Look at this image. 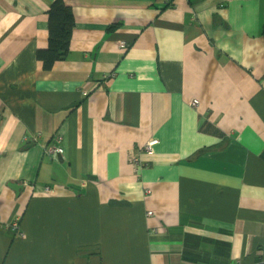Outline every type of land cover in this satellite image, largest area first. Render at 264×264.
I'll return each instance as SVG.
<instances>
[{
    "label": "crops",
    "instance_id": "0c3cea01",
    "mask_svg": "<svg viewBox=\"0 0 264 264\" xmlns=\"http://www.w3.org/2000/svg\"><path fill=\"white\" fill-rule=\"evenodd\" d=\"M55 1L0 0V264H264V0H63L48 69Z\"/></svg>",
    "mask_w": 264,
    "mask_h": 264
},
{
    "label": "trees",
    "instance_id": "16d2710c",
    "mask_svg": "<svg viewBox=\"0 0 264 264\" xmlns=\"http://www.w3.org/2000/svg\"><path fill=\"white\" fill-rule=\"evenodd\" d=\"M48 14L49 45L45 49H39L37 56L43 61L44 67L49 69L55 62L68 56L75 17L71 7L63 0H56L49 8Z\"/></svg>",
    "mask_w": 264,
    "mask_h": 264
},
{
    "label": "built area",
    "instance_id": "2783aa9c",
    "mask_svg": "<svg viewBox=\"0 0 264 264\" xmlns=\"http://www.w3.org/2000/svg\"><path fill=\"white\" fill-rule=\"evenodd\" d=\"M120 47H122L123 49H126V48L128 47V44H127L125 41H122V42L120 43ZM111 77H113V76H111ZM192 105H193L194 107H197V106L199 105V100L194 99V100L192 101ZM59 141H60V138H57V141H55V142L50 146V148H49V151L52 152V153H54V154H56V155L63 154V151H64L63 148H62V146L60 145ZM158 142H159L158 139H152V140H150V141L146 144V146H145L146 151H148V152H152L153 149H154V146L157 145ZM148 214H149V215H152V214H153V211H149Z\"/></svg>",
    "mask_w": 264,
    "mask_h": 264
},
{
    "label": "water",
    "instance_id": "95a60500",
    "mask_svg": "<svg viewBox=\"0 0 264 264\" xmlns=\"http://www.w3.org/2000/svg\"><path fill=\"white\" fill-rule=\"evenodd\" d=\"M11 185H12V184H11ZM12 186L15 187L17 193H20L21 190H23L24 183H22V182H16V183H14V185H12Z\"/></svg>",
    "mask_w": 264,
    "mask_h": 264
},
{
    "label": "rangeland",
    "instance_id": "374dc122",
    "mask_svg": "<svg viewBox=\"0 0 264 264\" xmlns=\"http://www.w3.org/2000/svg\"><path fill=\"white\" fill-rule=\"evenodd\" d=\"M194 100V99H193ZM198 100V99H197Z\"/></svg>",
    "mask_w": 264,
    "mask_h": 264
}]
</instances>
